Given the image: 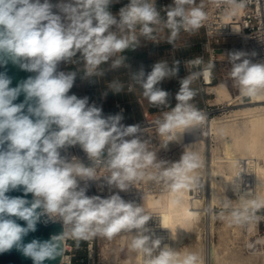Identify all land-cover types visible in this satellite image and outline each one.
Returning a JSON list of instances; mask_svg holds the SVG:
<instances>
[{
	"label": "clouds",
	"instance_id": "9594fccd",
	"mask_svg": "<svg viewBox=\"0 0 264 264\" xmlns=\"http://www.w3.org/2000/svg\"><path fill=\"white\" fill-rule=\"evenodd\" d=\"M229 2L233 4V0ZM112 3L113 0H57L55 4L51 0H0V64L11 61L22 70L36 73L16 87H10L11 78L0 73V253L15 247L33 264H43L63 255L68 238L78 247L82 240L112 239L127 233L129 251L141 257L142 264H199L195 252L176 251L168 245L161 248V238L148 234L151 230L146 224L152 214L144 206L126 202L119 193L106 198L89 197L87 188L79 186L78 178L89 181L100 177L120 191L145 180L162 183L176 193L198 185L195 173L201 162L195 150L186 149L179 161L164 167L166 162H156L147 142L136 136L139 125H123L122 114L104 117L101 108L89 104L88 97L70 95L77 73L58 71V65L71 62L79 53L86 65L85 78L103 76V71H98L102 64L134 46V35L118 36L111 31L113 27L124 33L140 25L143 36L155 39L153 26L162 25L170 30L168 43H173L181 30L194 33L203 26L205 5H197V0H173L162 21L155 0H129L119 10L118 18L109 10ZM245 6L244 0H237L232 10ZM247 55L243 51L229 54V76L239 93L251 98L264 92V63H252L245 58ZM124 59L119 56L111 67H121ZM178 64L176 61L169 67L160 61L146 77L143 69L133 75L149 104H167L169 93L156 85L175 76ZM188 64L196 68L203 59L198 57ZM213 67L209 63L202 71L182 79L176 94L178 103L154 121L165 144L206 119L190 103L197 95L191 86ZM109 87L116 93L123 90L118 82ZM21 94L24 100L14 103ZM76 145L87 154L89 166L75 157L61 155V149ZM101 169L107 174L98 177ZM21 187L24 197L6 195ZM29 193L31 201L25 198ZM262 204L256 198L252 209L231 210L232 222L247 224L253 210ZM13 217L25 221L26 226L19 225ZM42 217L61 221L64 231L48 240L33 239L25 244L23 238L37 230Z\"/></svg>",
	"mask_w": 264,
	"mask_h": 264
},
{
	"label": "bare ground",
	"instance_id": "6f19581e",
	"mask_svg": "<svg viewBox=\"0 0 264 264\" xmlns=\"http://www.w3.org/2000/svg\"><path fill=\"white\" fill-rule=\"evenodd\" d=\"M242 10L236 8L235 12L241 14ZM224 19L228 22L230 13L225 14ZM232 30L234 33L240 32L236 22L232 23ZM218 56L223 59L225 53L221 52ZM209 89L215 93L214 101L224 103L227 107L223 114L210 117L204 113L206 119L201 124L178 133V138L167 144L158 134L153 141L155 148L150 150L155 154L159 150H171L173 163L180 160L186 149H193L199 155L202 166V160H205V136L210 133L219 140L220 145L211 147L208 192H205V175L200 167L195 173L198 185L179 193L171 192L166 187L156 195L144 197V206L158 212L161 225L167 233L164 245L176 251H185L187 246L195 242L201 244L199 264H264V249L245 257L236 254L233 258H227L226 252H222L211 238L213 216L210 210L216 202H227L228 194L235 209L253 207L256 198L264 202V92L242 105L244 96L232 94L225 82L213 83ZM154 121L150 119V122ZM177 199L179 203H176ZM245 227L247 237L255 235L264 244V233L258 230L255 218ZM255 231H258L257 236ZM129 240L127 233L118 234L112 239L99 237L102 253L107 255L113 252L116 264H142L141 257L129 251Z\"/></svg>",
	"mask_w": 264,
	"mask_h": 264
},
{
	"label": "built area",
	"instance_id": "2783aa9c",
	"mask_svg": "<svg viewBox=\"0 0 264 264\" xmlns=\"http://www.w3.org/2000/svg\"><path fill=\"white\" fill-rule=\"evenodd\" d=\"M51 2L55 4L57 0H51ZM201 2H203L205 5L204 10L207 15L203 26L198 31L202 32L204 43H208L206 52L202 49H199L193 53L185 52L184 47L194 44V42L182 44L178 43V40H184L188 34V32H184L183 30L180 31V34H184V37L180 39L179 34L173 43H168L167 39L170 35V30L167 28V33L164 35V38H161L159 35H153L155 39H151L150 42L154 44L155 54L158 57L156 62H160V59L163 57L161 53L164 51H167L169 67H173L174 62H179L178 73L172 77V80L175 82L181 78H186L192 72L202 71L203 68H206L209 63H212L214 65L213 69L195 80L202 93L210 94L211 92H209L207 88L215 82V79L217 78L215 66L217 62L222 61V59L219 58L218 52L216 50L226 41V38L230 36L238 38V41L240 42V51L248 54L245 58L249 59L252 63H264V0H244L246 6L242 8L243 10L241 14L236 13L235 11L233 12L232 10L236 5L237 0H233V4H231L229 0H197V5H199ZM128 3L129 0L122 3L121 8L126 6ZM172 5L173 0H155V7L160 12L162 21L166 20V11ZM227 13H230V20L228 22H226L224 19V15ZM233 22L238 24L240 32H233ZM156 26L157 25H154L153 28ZM111 31L117 32L118 36H135L132 52L133 58L144 47V40L146 37L141 34L140 25H137L135 30L132 32L126 30L124 33H120L115 27H113ZM164 39L165 41H163ZM225 49L226 47H223L224 51ZM253 53H255V55H252ZM198 57L203 59V64L196 68L190 67L188 62ZM134 74L135 72L132 67L128 66L126 71L125 89L127 91H132L135 94L136 99L140 102L135 91V80L133 79ZM69 94H75L78 98H80V91L78 90H75L73 93L69 92ZM101 97L104 98L103 95ZM95 103V100H89L90 105H95ZM115 106L119 112L126 111V106L123 102L116 101ZM141 115L142 121L127 124L125 126L139 125L140 132H138L136 136H138L141 141L147 142L149 150H153L155 148V144L153 142L154 134L156 133L155 125L154 123L150 122L151 118L147 111L143 108L141 109ZM132 138L133 137H126V139L129 140ZM60 151L61 155L67 159H72L75 157L86 166L91 164L87 154L80 148L79 145L61 149ZM158 152L155 154L156 162H166L164 167H169L171 165V159L173 158L172 151L159 150ZM106 174V171L101 169L98 172V177ZM78 182L80 187L87 188L86 195L89 197L98 195L102 198H106L113 193H119V195L126 202H133L138 206H144V197L147 195H156L158 192L166 188V186L162 183H155L147 180L137 183L136 185H130L126 191H120L119 189L115 188V186H108L106 179L103 177L89 181H79L78 178ZM146 210L152 214L151 218L146 224V227L151 230L148 234L152 235L153 238H161L162 248L167 239V233L161 225L158 212L154 210ZM256 214L258 216V224L260 229L262 233H264V208L257 209ZM96 244L97 237L87 241H80L78 247L76 246V242L73 239H66L65 250L61 256L60 264H94L96 260ZM79 251H83V253H79Z\"/></svg>",
	"mask_w": 264,
	"mask_h": 264
},
{
	"label": "rangeland",
	"instance_id": "374dc122",
	"mask_svg": "<svg viewBox=\"0 0 264 264\" xmlns=\"http://www.w3.org/2000/svg\"><path fill=\"white\" fill-rule=\"evenodd\" d=\"M161 27H163V26H160V25L156 26L157 29L161 28ZM183 37H184V34L179 35L180 39ZM225 40L226 41L223 44H221L219 46V48L216 50L218 52V55H219V53L224 52L225 56L222 57L224 59H222V61H220V62H217L216 66H215L217 78L215 79L214 84L217 82H220V81L225 82L227 84L229 90L231 91V93L236 94V93H239V91L236 87H234V82L231 79V77L229 76V73H230L231 67H232L230 60H229V54L236 52V51H240V42L238 41V38H236L234 36H230V37L226 38ZM189 42H194V44H190L189 46H185L184 47L185 52H192L193 53L199 49H202L203 51L206 52L207 46H206V43H204V37H203V34L201 31H196L194 33H188L184 40H178L179 44L189 43ZM130 47L128 49H130ZM223 47H226L225 51L223 50ZM161 55L163 57L160 59V61L164 60L169 65V62H168L169 59L167 57V51H164L163 53H161ZM155 57H157V56L155 55ZM157 60H158V58H156L155 62ZM110 63H112L111 59H110ZM119 68H120L119 70L115 69L114 71L111 69L110 70L111 72L109 71V74L106 71L105 72L103 71L104 75L100 76V81H102V83H105L104 85L106 88L109 87L108 83L112 84L113 82H118V83L120 82V84H122L123 86H126L124 84V81H126V76L124 74L125 70L123 69V66L119 67ZM85 71L86 70H83L80 68L75 70V72L77 73V77H76L75 81H79V82H76V83L74 82V86L72 87V89H70L71 93L75 92V90H78V91H80V94H81L82 93V83L81 82L83 80L86 81V80L93 79V77H95V75H94L92 77L85 78ZM107 79H109V82H106ZM182 79H184V78H181L180 80L175 82L172 80V77H170V78L166 77L162 81H160L156 85V87H158V88H160L166 92H170L173 84L179 85L176 88V91L178 93L180 86H181L180 81ZM137 84L138 83L136 82V85ZM191 87H193L194 89L197 90V95L193 98L192 101H190V103L194 104L197 109H199L203 113H206L210 117L223 114V110L226 109L227 107H225L224 103H217L214 101L215 93L213 90H210L208 87V90H210L211 93L210 94L202 93L195 81L193 82ZM110 90H112V89H110ZM174 98H176V97H174ZM250 100H251V98L244 96L242 98V102H243L242 105H245ZM177 103H178V101L169 102V99H167L166 105L155 106V105L148 103L149 105H152V107L149 108L150 109L149 110L150 111L149 112L150 118L156 120L158 117H162V114L164 112L170 111L171 108L175 107V105ZM111 115H114V114H111ZM134 117H136V119L138 121H142V115H141V112L139 111V108H137V110H135ZM123 119H122V121H125V120L129 121V119H132V116H130V118L129 117L128 118L123 117ZM155 132L156 133L154 134L153 141L156 139V137L158 135L157 131H155ZM214 145L215 146L220 145V142L218 139L212 137V135H210V133H209L208 135L205 136V146H206L205 147V160H202V166H201V169L203 170L202 173H204V175H205V183H204L205 184V192H208V189L210 187V170H211V163H210L211 159L210 158L212 156V148L214 147ZM174 158H176V157L174 156ZM199 194H202V193L199 192ZM230 199H231V195L228 194L227 195V202H226L229 204L228 208H225L224 203H221L219 201V202L214 203L212 205V208L210 209L212 212L211 215L213 216V227L211 229V238L213 239V241H215V243L217 244V246L219 247V249L222 252H226L225 255L226 256L228 255L227 258H229V259L233 258V256H235L236 254H238L241 257H245V256L249 255V253L251 254V252L264 249V246H262L264 244H262L258 239H256L255 235H253V237H247V231L245 230L246 229L245 224L244 225H238V224H235L232 222L230 214H231V210L235 209V206L233 203L231 204ZM262 208H264V206H261L259 209H262ZM248 209H252V207H248ZM256 212H257V209L253 210L252 216H253V218L256 219L257 227H258V230L260 231V226L258 224V216H257ZM255 234L257 236L258 231H255ZM202 243H203V239H202ZM225 246H227V247H225ZM185 251L195 252L198 254V256L200 258L201 244H199V242H198V244L195 242L192 244V246H187L185 248ZM121 252L123 253L124 250H122ZM79 253H83V251H79ZM113 255H114L113 252H110L107 255L102 253L100 242H99V237H97L96 260H95L94 264H116ZM225 264H233V263L232 262H230V263L226 262Z\"/></svg>",
	"mask_w": 264,
	"mask_h": 264
},
{
	"label": "crops",
	"instance_id": "0c3cea01",
	"mask_svg": "<svg viewBox=\"0 0 264 264\" xmlns=\"http://www.w3.org/2000/svg\"><path fill=\"white\" fill-rule=\"evenodd\" d=\"M127 0H113V3L109 6L110 12L116 16L119 14V10L121 9L122 3L126 2ZM118 18V16H117ZM117 31V30H116ZM117 33V32H116ZM167 30L164 27L161 28H154L153 35H159L161 38H164V35H166ZM118 35V33H117ZM151 39L145 38V44L144 47L135 55L133 58L132 52H133V46L130 47V49H126L123 53H120L118 55L110 57L111 61L113 62L115 59L119 58V56H123L124 63L122 64L124 71V74L126 76L127 67L130 66L134 70L135 74L139 72L141 69H143L145 75L147 76L148 73L152 71V68L154 66L155 60L158 57H155V50H154V44L150 42ZM168 40V39H167ZM165 41V39L163 40ZM161 53V52H160ZM144 58V59H143ZM107 61L106 63L102 64L98 71H106L109 74V71L112 69L113 71L115 69L120 68H112L110 63ZM138 61V62H137ZM121 66V67H122ZM78 68L86 70V65L79 53H77L76 56H74L71 60V62H61L58 65V71H75ZM111 72V71H110ZM145 76V77H146ZM79 82V81H75ZM106 82H109V79L106 80ZM82 93L79 95V97H88L89 100H95V106L102 109V115L104 117L109 116L111 114H122L123 117H129L132 116V119L121 121L123 125L131 124L134 122H137L138 120L136 117H134V112L139 108V111L141 112V109H145L147 113L149 114V108L152 107V105H149L148 101L142 96V89L139 84L136 85L135 81V91L136 95L139 97L140 102L136 99L135 94L132 91H127L125 89L126 86H123V90L119 93L113 92L110 90L111 88H106L105 83H102L100 81V76H95L93 79L82 81ZM120 83V82H119ZM124 84L126 85V81H124ZM108 85H110L108 83ZM179 85H174L171 87V90L167 97L169 99V102H175L177 101L176 98V88ZM175 88V89H174ZM104 96L102 98L101 96ZM120 101L123 102L126 106L125 112H119L117 111V108L115 106V102ZM124 120V119H123Z\"/></svg>",
	"mask_w": 264,
	"mask_h": 264
},
{
	"label": "water",
	"instance_id": "95a60500",
	"mask_svg": "<svg viewBox=\"0 0 264 264\" xmlns=\"http://www.w3.org/2000/svg\"><path fill=\"white\" fill-rule=\"evenodd\" d=\"M0 73H5L11 78L12 83L10 87H16L17 84L27 79L29 76H35L36 73L28 72L22 70L17 64H13L8 61L6 64H0ZM24 100V95L21 94L14 103H20ZM10 197H24L22 187L19 190L10 191L6 193ZM29 201L33 199L32 194H27L25 197ZM39 211V209L37 210ZM13 219L17 220V223L21 226H26V222L19 220L15 217ZM47 220V223L44 221ZM63 232V225L60 221L49 220L47 217H42L41 222L37 224V230L35 232H30L26 237L23 238V242L29 243L33 239H38L41 241L48 240L52 235H59ZM61 256L57 257L55 260H45L43 264H60ZM0 264H33L30 258L25 257L21 254L15 247L11 250L0 253Z\"/></svg>",
	"mask_w": 264,
	"mask_h": 264
}]
</instances>
